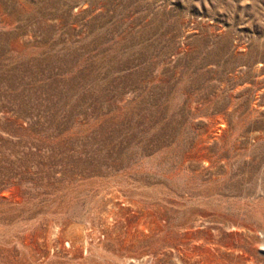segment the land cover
<instances>
[{"label":"rangeland","instance_id":"rangeland-1","mask_svg":"<svg viewBox=\"0 0 264 264\" xmlns=\"http://www.w3.org/2000/svg\"><path fill=\"white\" fill-rule=\"evenodd\" d=\"M0 264H264V0H0Z\"/></svg>","mask_w":264,"mask_h":264}]
</instances>
